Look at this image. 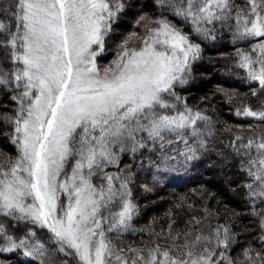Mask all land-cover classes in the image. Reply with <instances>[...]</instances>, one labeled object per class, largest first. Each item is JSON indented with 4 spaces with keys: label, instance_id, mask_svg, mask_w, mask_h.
Masks as SVG:
<instances>
[{
    "label": "snow or ice",
    "instance_id": "snow-or-ice-1",
    "mask_svg": "<svg viewBox=\"0 0 264 264\" xmlns=\"http://www.w3.org/2000/svg\"><path fill=\"white\" fill-rule=\"evenodd\" d=\"M148 7L0 0V93L11 101L0 136L16 152L0 150V252L38 264H264V0H151ZM130 9L139 31L124 34L114 58L99 65L106 38ZM225 37L232 51L219 57L256 85V106L241 99L235 114L261 122L226 127L227 152L217 147V122L181 95L195 79L202 44ZM217 91L229 103L239 98ZM213 152L221 172L235 164L228 183L242 211L220 223L205 204L202 218L191 215L180 229L174 221L166 231L148 228L149 239L126 250L110 238L137 231L133 167L152 172L155 186ZM123 156L134 163L121 168Z\"/></svg>",
    "mask_w": 264,
    "mask_h": 264
},
{
    "label": "trees",
    "instance_id": "trees-1",
    "mask_svg": "<svg viewBox=\"0 0 264 264\" xmlns=\"http://www.w3.org/2000/svg\"><path fill=\"white\" fill-rule=\"evenodd\" d=\"M138 8L144 5V10H150L151 0H133ZM137 9H130L114 24V32L106 38V51L97 57L98 64H108L116 54V44L122 39L123 35L129 31H139L133 25ZM180 24L179 20L174 21ZM184 31L188 32L189 27L184 26ZM192 38L196 40L195 35ZM241 45H236L240 47ZM202 58L194 65L195 79L186 86V91L181 95L188 98V103L193 107H199L205 110L217 122V128L220 130L217 134V147L230 151L228 142L233 138V133L224 132L226 127L242 125L245 128L249 124L254 126L261 122L257 118L237 116L235 109L240 107V100L245 103L256 106V101L251 97V87H256L252 82L242 79L243 71H237L231 67L230 61L219 57L221 52L232 51V45L227 37L217 42H204L202 44ZM218 88L225 90H236L239 98L229 103ZM10 95V94H9ZM201 97H210L205 102H201ZM7 105V107H5ZM11 108V101L8 96L0 93V116ZM258 132L259 129H256ZM250 135V133H245ZM0 150L5 155H15V148L3 136H0ZM3 157L0 156V160ZM139 160V157H137ZM129 156H123L120 167L133 164ZM147 168V161H144ZM232 171L228 169L221 172L217 162L216 153H210L204 156L200 161L195 162L194 166L184 169H178L175 172H169L164 176L163 182L155 186L152 185V172L147 170H138L133 167V171L138 172L136 183L133 185V200L139 206L138 214L131 221L135 232L128 231L121 235H112L110 238L115 242L126 243L130 246H139L149 239L146 229L155 228L157 232L161 229L165 231L170 222L174 223V229H180L186 226L191 215L197 219L203 217V212L198 211L202 206H207L220 214V223H225L232 212L242 211L240 204L234 194L230 191L228 183L229 178H235V164L231 166ZM108 171H116V168L110 167ZM155 170L153 169V172ZM99 182L98 180L96 181ZM143 184H149L152 191H144ZM234 186V185H232ZM211 194V195H209ZM203 197V198H202ZM195 205V209L188 208V205ZM180 205V207H177ZM145 229V231H140ZM239 230V229H237ZM40 238H45L41 234ZM248 237L241 236L244 241ZM124 239V240H121ZM127 244V243H126ZM128 246V247H130ZM7 261V264H38L33 258L23 257L19 251L15 253L0 252V262Z\"/></svg>",
    "mask_w": 264,
    "mask_h": 264
},
{
    "label": "rangeland",
    "instance_id": "rangeland-1",
    "mask_svg": "<svg viewBox=\"0 0 264 264\" xmlns=\"http://www.w3.org/2000/svg\"><path fill=\"white\" fill-rule=\"evenodd\" d=\"M97 63H98V62H97ZM99 65L103 66L102 64H99ZM105 65H106V64H105ZM62 198H63V197H62ZM121 240H124V239H121ZM124 241H126V240H124ZM119 243H121V241H120ZM126 243H127V244H126ZM126 243H125V242L122 243L123 246L125 247V250L127 249L128 246H130L128 242H126ZM130 247H133V246H130Z\"/></svg>",
    "mask_w": 264,
    "mask_h": 264
}]
</instances>
